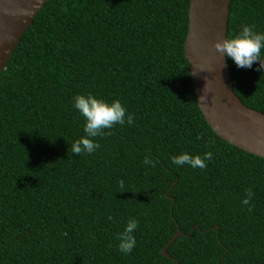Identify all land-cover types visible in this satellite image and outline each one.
Wrapping results in <instances>:
<instances>
[{
	"label": "trees",
	"instance_id": "1",
	"mask_svg": "<svg viewBox=\"0 0 264 264\" xmlns=\"http://www.w3.org/2000/svg\"><path fill=\"white\" fill-rule=\"evenodd\" d=\"M189 7L48 0L38 12L0 73V264H264V158L224 140L199 107ZM242 24L264 32V0L231 1L228 36ZM228 62L235 92L264 112V69ZM89 92L135 120L75 155L84 119L73 97ZM183 152L213 155L203 169L175 165ZM130 218L126 255L116 235Z\"/></svg>",
	"mask_w": 264,
	"mask_h": 264
},
{
	"label": "water",
	"instance_id": "2",
	"mask_svg": "<svg viewBox=\"0 0 264 264\" xmlns=\"http://www.w3.org/2000/svg\"><path fill=\"white\" fill-rule=\"evenodd\" d=\"M47 1L0 0V73ZM231 1L190 0L186 41L190 75L199 107L214 131L229 143L264 158V112L242 101L234 90L228 58L214 48L216 41L228 36ZM167 197L175 201L168 192ZM182 234L179 228L163 247L164 255L172 257L167 248Z\"/></svg>",
	"mask_w": 264,
	"mask_h": 264
},
{
	"label": "clouds",
	"instance_id": "3",
	"mask_svg": "<svg viewBox=\"0 0 264 264\" xmlns=\"http://www.w3.org/2000/svg\"><path fill=\"white\" fill-rule=\"evenodd\" d=\"M214 48L223 58H231L237 67L251 68L254 62H258L257 70L264 69V32L257 31L255 25L242 24L240 30L232 36H226L223 40L214 43ZM73 107L84 119L83 133L81 137L75 139L71 144V151L75 155L93 154L99 147L96 137H104L110 132L105 129H112L115 125H132L135 116L129 113L119 99L111 101L95 96L91 92L87 94H77L73 97ZM211 152L201 155H191L183 152L170 157L171 161L178 166L188 165L192 168H206L207 161L212 158ZM150 156H144L142 164L153 165ZM121 190L125 188V181L118 180ZM251 188L246 190V195L241 203L248 206V211H252L250 201L254 197ZM111 220V217H108ZM138 220L130 218L123 230L117 233V250L123 254H130L136 246L134 231L138 228ZM67 233H65L66 235Z\"/></svg>",
	"mask_w": 264,
	"mask_h": 264
}]
</instances>
